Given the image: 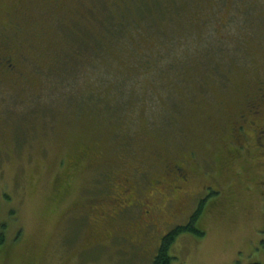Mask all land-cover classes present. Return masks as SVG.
I'll return each mask as SVG.
<instances>
[{"label":"rangeland","instance_id":"1","mask_svg":"<svg viewBox=\"0 0 264 264\" xmlns=\"http://www.w3.org/2000/svg\"><path fill=\"white\" fill-rule=\"evenodd\" d=\"M98 1L0 0V26L16 20L21 29L18 62L25 74L19 83L0 77V264H154L162 239L188 225L202 202L196 227L204 235L179 236L171 247L173 264H264V161L212 166L224 147L216 137L222 136L220 125L239 116L242 98L258 84L252 61L264 44V38H256L264 26L256 21L259 11L264 16L262 0H217L219 11H208L205 0H190L195 12L185 4L172 6L191 14L190 35L188 30L181 35L197 50L185 82L157 94L154 117L160 123L153 122L154 107L146 101L117 123L86 102L76 103V97L85 98L81 93L103 90L102 80L115 71L133 70L132 57L114 48L109 76L100 75L103 65L74 64L79 45L69 33L80 43L83 26L96 34L99 20L122 16L113 7L99 10ZM147 1L118 4H128L125 15L135 19L142 14L136 6ZM154 42L143 45L154 47ZM70 65L76 66L74 73ZM62 93L70 100H62ZM172 95L174 104L184 107L182 114L172 108ZM182 160L191 162L193 180L188 195L176 196L173 205L166 190L177 183H168L162 172ZM139 166L146 174L142 187L148 189L132 194L133 200L148 199L151 207L161 208L163 223L145 238L150 245L144 252L123 239L141 236L133 211L123 220H109L118 209L110 203L116 197L108 174L121 178ZM155 178L162 184L150 190ZM92 199L99 203L87 202ZM79 212L85 216L75 217Z\"/></svg>","mask_w":264,"mask_h":264},{"label":"trees","instance_id":"2","mask_svg":"<svg viewBox=\"0 0 264 264\" xmlns=\"http://www.w3.org/2000/svg\"><path fill=\"white\" fill-rule=\"evenodd\" d=\"M118 1L107 0V5H105L102 0H99L98 8L99 10H111L113 7L121 11L126 10L122 7L123 5L119 6ZM179 3L189 6L191 2L190 0H150L136 6L137 9H141L142 14L135 16V19L127 17H120V20L101 19L97 22L96 34L91 27L83 26V39L80 40V43L77 38L73 37L74 34L69 33L76 46L79 45V49L73 51L74 64L86 60L89 69L103 65V73L100 75L109 76L111 74L108 72V67L114 65L112 48L131 56V63H133L131 72L115 71L113 76H110L112 79L105 77L102 80L104 87L100 92L97 91L96 87L89 93L79 91L85 98L78 99L76 97V103L81 105L86 102L93 111L99 109L100 115L105 120L117 123L125 119L129 113L135 112L138 105L141 104L140 102L146 101L147 103L150 102L152 109L154 107V110L151 111L153 122L160 123L161 120L154 117L155 110L158 109L157 103L154 101L157 94H160L161 91L175 90L185 82V77L192 72L190 69L193 66V58L197 50L195 43H190L182 38L184 35L181 33H185L187 30L186 34L190 35L192 16L189 12L181 10L178 12L172 8V6H179ZM114 4L116 6H113ZM124 6L129 5L124 3ZM127 9L130 8L127 7ZM180 22L185 23V26L179 27ZM93 25L95 26V22ZM122 41L126 42L122 48L115 45ZM127 41L130 43L129 46H127ZM143 41H155V45L154 47H150L151 45L148 44L143 45ZM222 49L224 48L222 47ZM64 66H66L64 69L66 71L67 65ZM71 69L74 73V69L77 68L70 65V71ZM76 73L79 72L76 70ZM222 76L227 78L225 75ZM76 93L78 91L74 90V95ZM61 95L62 100H70L69 96H64L63 93ZM175 97L172 95L169 98L172 102L171 106L175 112L178 111L182 114L184 107L179 102L174 104L177 101ZM166 121H169L170 124L173 123V114H168ZM212 195L217 196L216 193ZM204 203H201L199 210L193 215L188 225L177 226L162 239L154 264H173L171 247L182 234L192 233L197 237L204 235V232L196 227Z\"/></svg>","mask_w":264,"mask_h":264},{"label":"flooded vegetation","instance_id":"3","mask_svg":"<svg viewBox=\"0 0 264 264\" xmlns=\"http://www.w3.org/2000/svg\"><path fill=\"white\" fill-rule=\"evenodd\" d=\"M115 1V0H114ZM152 1V0H151ZM201 1V0H199ZM203 1V0H202ZM46 2L50 5L56 3H62V0H46ZM122 2V0H119ZM205 4L210 2L208 11H219L222 10V3L217 0L212 1H204ZM264 5V0H262ZM194 3V0H193ZM224 4V3H223ZM123 8L128 10L124 3L122 4ZM208 7V4H206ZM192 12L196 11V4H190ZM62 9L67 10V6L63 5ZM126 10L120 11L122 16L127 17L125 15ZM264 11V10H263ZM256 16V15H255ZM259 17L256 18V21H263L264 25V16L261 15L260 11L258 12ZM196 21V20H195ZM203 21V20H202ZM201 21V22H202ZM9 24V25H8ZM10 26V27H9ZM0 28V37L4 38V42L0 45V77L4 79V77L13 79L14 82L19 83L24 79L25 74L22 73V70L19 68L18 56L19 51L21 49V45L18 39L19 33L21 29L17 26L16 20H10L6 24L1 23ZM261 30L256 32V38L261 37L264 38V26L261 27ZM16 33H14V32ZM30 45V44H27ZM252 69L253 72L257 75L258 78L257 85L249 88V92L246 96L242 98L240 104H242V108H240V113L237 118H232L228 121H225L224 124H221V133L222 136L216 134V137L219 138V143L223 145V149L219 153L218 156L215 157V163L212 166H217L219 163H223L228 165L230 163H235L243 161L245 163H250L252 158L259 159L260 161H264V44L260 46V52L258 57L253 59L252 61ZM195 155V154H194ZM192 156L191 158L195 157ZM190 161L182 160L179 163H173L170 165L168 169H164L162 172L163 175L169 179L168 183H177L174 188H171L170 185H167L166 193L171 195V202L174 205L176 203V196L183 194L184 196L188 195L187 187L191 184L193 180V176H191L190 170ZM127 165V163H125ZM210 165V164H209ZM139 166L138 169L133 170L130 174L123 173L121 178L116 174L112 176L108 174L109 186L111 187L115 200H110V203H114V208L118 209L115 216H111L109 220L118 221V216H121V219L126 214H129L133 211L134 217L133 220H139V225L136 228V234H141L140 237L136 236L135 240L133 236L131 240L128 238H123L128 241L133 247L136 246L144 252L146 250V244L148 242L145 239L152 232L156 230V227L163 224L162 217L160 216L161 208L159 207H151L152 204H148V199L143 200L142 202H135V197L132 194L136 195V192L143 189H148L147 187H142V184L146 185V174ZM242 173V171H241ZM152 180V179H151ZM150 180V181H151ZM179 183V184H178ZM150 184V182H149ZM153 186L160 187L162 184L158 178H155L153 182H151ZM163 190V189H162ZM210 190L203 191V193H207ZM125 195V199L124 196ZM134 199V200H133ZM141 201V200H140ZM87 202L92 203L93 206L97 205L99 202L97 200H87ZM125 204L124 206H121ZM172 209L174 206L171 207ZM177 207H175V213ZM142 212V213H140ZM84 215V212H79L75 215V217ZM156 217L158 218V222L155 223ZM123 220V219H122ZM110 222V221H109ZM96 223V220L92 222ZM145 239V240H144ZM148 246L150 243L147 244ZM146 246V247H145ZM145 247V248H144Z\"/></svg>","mask_w":264,"mask_h":264}]
</instances>
